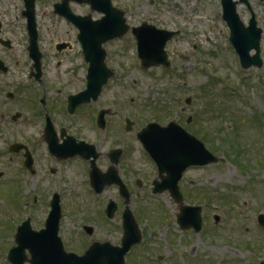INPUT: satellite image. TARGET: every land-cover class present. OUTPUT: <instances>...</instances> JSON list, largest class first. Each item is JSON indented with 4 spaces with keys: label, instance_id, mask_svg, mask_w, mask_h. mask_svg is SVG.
Wrapping results in <instances>:
<instances>
[{
    "label": "rangeland",
    "instance_id": "rangeland-1",
    "mask_svg": "<svg viewBox=\"0 0 264 264\" xmlns=\"http://www.w3.org/2000/svg\"><path fill=\"white\" fill-rule=\"evenodd\" d=\"M59 1L37 0L42 64L54 84L65 80L69 87L75 88L78 83L83 89L86 85L81 72L86 63L76 42V29L54 13V3ZM114 2L126 12L131 27L149 22L179 32L166 47L170 68L161 65L142 68L131 32L121 41H114L108 49L107 61L114 75L104 86L100 99L88 107L91 114L100 108H109L108 127L106 131L92 130L91 122L88 125L81 121V135L101 143L100 156L112 148L128 147L129 139H134L132 153H128L120 169L132 190L129 207L141 227L144 242L128 254L127 264H264V226L258 223V215L264 213V65L242 68L229 40L230 29L222 16L221 0ZM24 8L23 0H0L2 35L12 40L11 48L0 45V56L11 65L13 89L17 91L13 108L25 113V118L29 114L26 119L29 121L35 113L34 96L42 85L35 80L36 85L30 84L27 80L31 63L22 16ZM71 8L76 13L90 11L89 5L75 2H71ZM252 11L263 29L261 55L264 60V0H248V5H239L238 12L246 24ZM62 41L67 42V47L59 51L56 44ZM57 62L62 63L58 72L54 67ZM186 99L191 100L190 105ZM25 105L30 107L24 108ZM87 113H82L83 119H89ZM190 115H194V120L187 125L189 131L224 158L223 162L189 169L180 183L185 203L202 206L204 224L198 232L179 226L177 215L181 213V206L169 192H152V183L158 176L136 136L150 122L176 120L187 124ZM128 119L133 122L131 132H126ZM100 164L105 170L107 162ZM88 174L89 171L82 175L76 173L71 183L61 185L67 186L61 236L64 240L73 238L69 245L76 251H84L94 240L119 244L122 237L125 204L118 186H107L97 195L90 186ZM138 176L144 177L143 186L136 185ZM28 183L27 188L22 186L25 196L20 185L13 186V216L18 217L13 220L19 222L29 204L35 225L40 226L50 209L40 201L32 204L35 183L31 180ZM70 186L72 190L67 191ZM110 199L119 206L112 219L105 215ZM23 209L25 213L21 215ZM216 215L220 216L219 220ZM85 225L94 228L92 235L86 234ZM0 261L5 264L4 252L0 253Z\"/></svg>",
    "mask_w": 264,
    "mask_h": 264
},
{
    "label": "water",
    "instance_id": "water-1",
    "mask_svg": "<svg viewBox=\"0 0 264 264\" xmlns=\"http://www.w3.org/2000/svg\"><path fill=\"white\" fill-rule=\"evenodd\" d=\"M35 1L25 0L27 10L25 15L29 19V30L31 34V55L36 61V66L40 74V58L37 39V25L35 19ZM69 1L64 0L61 5H56L57 10L61 6H66L64 13L69 19L73 20L81 30L80 40L82 41L85 49L98 48L100 51L99 57L91 61V76L89 77L88 89L80 94L78 98L72 100L70 103L71 110L83 102H88L91 96L96 97L100 93L103 84L107 82V77L100 75L102 72V63L105 60V50L102 44L106 41L113 39L117 36L124 35L128 31L124 12L115 8L111 0L103 1L104 12L106 17L99 21H92L91 17L74 16L69 9ZM79 2H89L94 6L100 3L98 0H78ZM246 1V0H243ZM224 5V18L227 20L232 30L231 40L240 55L241 62L244 67L249 68L252 65L262 66L263 60L261 59V35L262 29L257 26L255 17L250 21V26L246 27L241 21L237 13V2L233 0H223ZM134 32L139 39V47L141 58L145 67H151L156 64L163 63L167 66L170 65L167 60V53L165 46L167 41L174 35L173 32L157 29L155 26L144 23L140 27L134 28ZM141 33V34H140ZM96 45V46H95ZM255 49L256 54L251 55V51ZM170 128H162L158 124H151L139 136L143 139L145 133L150 130L159 129L157 138L153 141L144 137L146 145L160 148L156 153L153 149H149L153 157L157 160L161 168V173L167 172V176H163L162 182L156 183V192H163L169 189L171 194L182 202L183 195L180 191L179 181L183 177L184 171L190 166L194 165H207L217 162L220 158L214 155L205 144L197 137L193 136L186 129L182 128L176 123L171 124ZM47 139L51 148L56 153L59 149L54 143L53 136L47 135ZM84 154V149L78 150ZM92 185L97 192H101L108 184L118 181L121 184L122 192L128 198L129 195L123 183L119 181L116 171H108L102 174L95 169L91 177ZM53 210L47 220V228L40 232L29 231L28 222L24 223L21 227L17 241L21 248H29L33 255L34 264H124L125 254L127 251L142 238V233L139 229L137 221L133 216L129 207L124 212V229L125 235L123 237L122 247L113 246L110 243H95L83 256H76L68 254L63 248L59 233V218L61 215L58 199H54ZM116 210V205L110 203L107 208L108 216L113 217ZM181 214L178 215V223L182 228L194 227L196 231L202 228V215L201 207L196 206H183ZM189 217V219H188ZM219 219V216L216 217ZM259 221L264 225V214L260 215ZM30 226V225H29ZM90 232L92 228L88 229ZM16 264H22L24 258L17 261L13 258Z\"/></svg>",
    "mask_w": 264,
    "mask_h": 264
},
{
    "label": "flooded vegetation",
    "instance_id": "flooded-vegetation-1",
    "mask_svg": "<svg viewBox=\"0 0 264 264\" xmlns=\"http://www.w3.org/2000/svg\"><path fill=\"white\" fill-rule=\"evenodd\" d=\"M2 28L3 26L0 22V40L4 39L9 42L10 45L5 47L11 48L12 40L3 37ZM0 45H2L1 41ZM58 45H61V47H58ZM78 46L82 52L79 44ZM66 47V41L56 44V49L59 51ZM109 48H111V45ZM49 62L51 66L52 61ZM61 64V62L54 63L57 72L60 71L59 66ZM83 66L84 71L81 72V77L84 78V82L86 83L87 65L83 64ZM45 70L46 68H44V72L41 76L43 77V81H40L42 83L40 88L44 89V96L41 98L39 97L40 99H37V97L33 99L32 110L34 109L35 113L29 118V121H26L27 117H30L29 114H27L25 118V113L19 109L13 108V102L17 97L16 91L13 90V85L15 86L13 74H10V72L7 73L8 69H5L4 66L1 69L0 65V253L4 252L5 254V264H13V260L10 258V251L15 244L18 226L25 220V218L23 220L21 219L19 222L13 220V218L18 219L17 216H13V186L20 185L22 187L24 185L26 187L27 185L29 186V180L34 181L35 189L33 190L36 191V195L32 199V204L36 205L40 201L42 206L46 207L48 210L51 203V189L52 192L56 189L60 196V203L63 209V205L66 202L65 191L67 186L61 187V185H66L68 181L71 183V181H73L72 177L76 173L82 175L84 171H90V160H84L78 154L68 155L70 151L76 148V141L72 140L70 137L91 142L88 136L81 135V121L84 120L88 125L91 122L92 130H97L96 119L98 112L95 111L94 114H91L90 108H88L89 105H87L79 107L71 114L68 110V97L71 94L80 92L82 90V85L79 87L77 83L75 88H72L69 87L71 86L70 84H66L65 80H59L58 83L54 84V81L51 80L50 75L45 73ZM7 74L12 77L6 78ZM31 77L33 78L30 73V78ZM30 78L27 79L28 83L36 85L35 82L37 80L35 79L36 81L34 82V80ZM51 94L52 97H50ZM30 98H32V96H30ZM42 98H44V102L41 101ZM39 101L42 103V108H40L41 105L39 106ZM36 102H38V104ZM29 107L30 105L24 106V108ZM84 111L88 112L87 116L89 119H83L82 113ZM16 112H20L21 114L20 118L15 121L13 120V115ZM49 119L52 123L50 131L53 132L56 145L63 151L61 152L63 154L60 153L59 155H55V153H52L50 150L45 133V127ZM22 124L28 125L25 127L18 126ZM107 126L108 123L106 128ZM126 132L128 131L126 130ZM91 143H94L97 148H99V144H101L98 141ZM127 143L128 147H126V145L116 147L122 149L121 157L117 163L114 157L110 156L108 153L105 156L101 155L97 159L98 165L102 168L100 162L105 161L107 162L105 170L115 166L121 175L123 171L121 172L120 166L123 165L122 162L128 156V153H132L131 149L134 147V139H129ZM15 146L17 149L14 148ZM116 148H112L109 152ZM91 150L92 148H88L87 152ZM27 153H30L33 161L30 168H27L25 165ZM16 164H18V167ZM132 167L136 168L135 166ZM121 178L129 189L128 191L131 193L132 190H130L128 183L122 176ZM144 180V177L141 178L138 176L135 181L136 185L143 186ZM69 190H72L71 186L67 191ZM120 192L121 189H119V193ZM27 206H29V204ZM24 213L25 211L21 210L20 214L22 215ZM28 217L31 219V224L34 229H41L44 226V224L40 226L35 225L32 217V207H29ZM13 221L15 222L14 225ZM93 232L92 230V234ZM73 241V238L64 240L68 251L82 254L87 249L86 248L84 251L79 250L80 252L72 249L69 244ZM128 261L129 259H127V262ZM0 264H2L1 261ZM24 264H29V262H25Z\"/></svg>",
    "mask_w": 264,
    "mask_h": 264
}]
</instances>
